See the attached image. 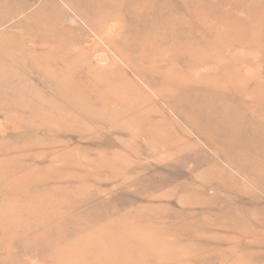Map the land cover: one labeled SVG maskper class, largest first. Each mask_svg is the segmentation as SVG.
Here are the masks:
<instances>
[{
  "label": "rangeland",
  "instance_id": "rangeland-1",
  "mask_svg": "<svg viewBox=\"0 0 264 264\" xmlns=\"http://www.w3.org/2000/svg\"><path fill=\"white\" fill-rule=\"evenodd\" d=\"M0 264H264V0H0Z\"/></svg>",
  "mask_w": 264,
  "mask_h": 264
}]
</instances>
